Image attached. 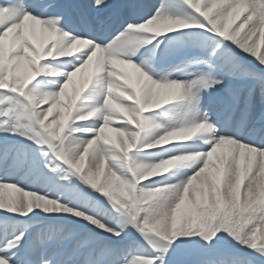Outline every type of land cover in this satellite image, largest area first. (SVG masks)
Listing matches in <instances>:
<instances>
[{
	"label": "snow or ice",
	"instance_id": "1",
	"mask_svg": "<svg viewBox=\"0 0 264 264\" xmlns=\"http://www.w3.org/2000/svg\"><path fill=\"white\" fill-rule=\"evenodd\" d=\"M0 264H264V0H0Z\"/></svg>",
	"mask_w": 264,
	"mask_h": 264
}]
</instances>
